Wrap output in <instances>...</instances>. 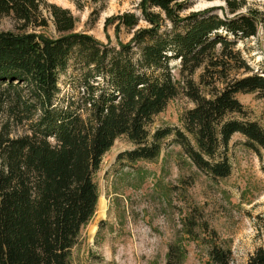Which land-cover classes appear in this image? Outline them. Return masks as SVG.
Instances as JSON below:
<instances>
[{
	"label": "trees",
	"instance_id": "obj_1",
	"mask_svg": "<svg viewBox=\"0 0 264 264\" xmlns=\"http://www.w3.org/2000/svg\"><path fill=\"white\" fill-rule=\"evenodd\" d=\"M222 1L230 18L182 15L187 6L177 0H139L137 14L105 22L115 36L139 22L146 27L112 45L75 32L67 9L0 0V20L13 22V30L0 31V264H71L98 199L93 175L119 137L134 148L118 160L152 161L160 140L173 134L189 162L213 179L229 174L224 151L233 134L255 155L264 152V117L261 124L247 120L235 98L254 93L264 103V76L251 73L234 49L255 36L264 16ZM48 20L54 38L35 32ZM68 71L71 94L59 97V78ZM179 94L193 105L179 117L181 130L149 134L153 118ZM15 128L23 133L12 135ZM185 254L181 243H170L165 264H182ZM206 256L208 264H229L228 250L218 246ZM245 264H264V246Z\"/></svg>",
	"mask_w": 264,
	"mask_h": 264
},
{
	"label": "rangeland",
	"instance_id": "obj_2",
	"mask_svg": "<svg viewBox=\"0 0 264 264\" xmlns=\"http://www.w3.org/2000/svg\"><path fill=\"white\" fill-rule=\"evenodd\" d=\"M44 1L67 9L75 20V32L101 43H125L134 30L146 27L139 22L130 32L120 30L115 36L111 22H105L123 13L137 14L139 0ZM177 1L187 6L182 15L208 11L221 19L231 17L222 0ZM235 2L243 4L238 13L254 10L264 16V0ZM6 30H13V22L3 18L0 31ZM35 32L56 37L49 20L45 29ZM234 49L251 73L264 76V22L255 36L236 42ZM169 67L178 78L177 62ZM199 72L193 76L194 82ZM70 78V71L60 76L59 97L71 94ZM200 90L207 96L206 89ZM235 98L246 119L261 124L264 103L254 93ZM192 106L182 94L177 95L153 118L149 134L163 128L181 130L179 117ZM22 133V128H15L12 135ZM243 142L239 134L230 137L224 151L229 174L213 179L189 162L173 134L160 140L159 154L152 161L118 160L119 153L134 146L124 137L117 138L93 175L98 199L91 220L80 230L78 244L71 250V264H165L167 246L173 242L185 248L182 264H208L210 245L228 250L229 264H245L264 246V152L257 156Z\"/></svg>",
	"mask_w": 264,
	"mask_h": 264
}]
</instances>
